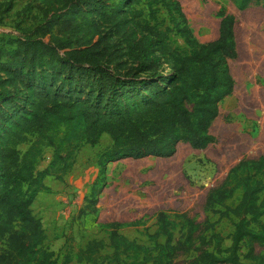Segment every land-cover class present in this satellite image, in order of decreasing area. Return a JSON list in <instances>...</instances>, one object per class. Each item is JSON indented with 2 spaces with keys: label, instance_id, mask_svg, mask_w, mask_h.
<instances>
[{
  "label": "trees",
  "instance_id": "1",
  "mask_svg": "<svg viewBox=\"0 0 264 264\" xmlns=\"http://www.w3.org/2000/svg\"><path fill=\"white\" fill-rule=\"evenodd\" d=\"M242 1L244 8L251 0ZM141 2L146 19L136 8ZM38 9L39 23L10 40L12 49L0 47L8 76H0V264H59V256L43 247L46 234L31 204L39 193L50 192L45 178L64 181L82 147L98 145L104 134L111 142L97 154L98 176L84 198L87 214H93L108 163L169 158L179 143L207 148L215 142L209 129L219 103L234 89L228 67V60L237 56L231 14L221 13L214 40L199 42L178 0H45ZM161 9L171 27L162 29ZM171 32L187 50L169 44ZM25 143L21 152L18 147ZM43 147L52 149L51 159L37 170ZM260 174L263 157L242 159L221 186L207 192L204 210L232 223L227 247L215 222H197L185 213L175 221L160 210L156 231L146 234L149 246L120 233L139 222H108L101 225L107 242L89 240L74 260L264 264V254L255 251V246L264 249ZM237 190V203L226 205ZM177 228L180 235L174 240ZM158 237L164 242H157ZM105 249L111 253H102ZM71 261L67 252L60 264Z\"/></svg>",
  "mask_w": 264,
  "mask_h": 264
},
{
  "label": "rangeland",
  "instance_id": "2",
  "mask_svg": "<svg viewBox=\"0 0 264 264\" xmlns=\"http://www.w3.org/2000/svg\"><path fill=\"white\" fill-rule=\"evenodd\" d=\"M44 1L0 0L1 48L12 49L10 40L39 23L38 5ZM178 1L199 42L217 37L222 12L234 16L237 56L228 60L234 89L219 103V114L210 126L215 142L203 150L179 143L169 158H127L108 163L105 180L99 183L101 191L93 214H87L89 208L84 198L98 176L97 154L111 142L104 134L98 145L82 147L64 181L45 178L50 192L39 193L31 204L32 213L40 219L46 234L43 247L59 256V264L67 252L72 255L69 264H85L76 263L74 254L91 239L107 242L106 230L101 225L108 222H139L137 226L121 228L120 233L149 246L146 234L156 231V216L160 210H165L175 221H178L177 215L185 213L197 222H215V232L224 238L223 247L229 245L232 223L226 219L218 221V215L204 210V203L207 192L221 186L237 162L264 158V0L257 3L251 0L244 8H241L244 6L242 0ZM136 8L143 11L146 19L145 3L141 2ZM158 16L165 19L162 29L171 27L164 10L161 9ZM168 37L171 46L187 50L179 35L171 32ZM6 60L7 57L0 58V76L4 79L8 78L7 70L1 65ZM27 147L25 143L18 149L24 152ZM51 154V148L43 147L37 170L47 166ZM258 177L264 181V175ZM240 194L237 190L226 205L236 204ZM179 235L177 228L173 232L174 240ZM157 242L163 243L164 238L158 237ZM3 245L0 241V250ZM255 251L264 254L259 246H255ZM102 253L110 254L111 250L105 249Z\"/></svg>",
  "mask_w": 264,
  "mask_h": 264
}]
</instances>
